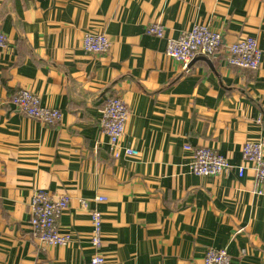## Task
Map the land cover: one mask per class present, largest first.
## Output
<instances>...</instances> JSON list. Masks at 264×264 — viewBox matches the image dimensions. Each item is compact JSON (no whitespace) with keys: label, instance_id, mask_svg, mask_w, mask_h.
Listing matches in <instances>:
<instances>
[{"label":"crops","instance_id":"0c3cea01","mask_svg":"<svg viewBox=\"0 0 264 264\" xmlns=\"http://www.w3.org/2000/svg\"><path fill=\"white\" fill-rule=\"evenodd\" d=\"M156 22L166 37L205 24L224 48L256 37L262 65L234 67L225 50L184 65L147 32ZM0 27V264H89L90 208L103 213L105 264H205L210 248L231 264H264V196L242 157L247 141H264V0H0ZM88 32L105 33L110 51H85ZM21 89L61 122L20 113L10 100ZM116 95L130 113L120 147L136 156L116 159L99 126ZM186 144L214 148L234 168L198 176ZM39 189L70 197L59 219L67 245L32 238Z\"/></svg>","mask_w":264,"mask_h":264},{"label":"built area","instance_id":"2783aa9c","mask_svg":"<svg viewBox=\"0 0 264 264\" xmlns=\"http://www.w3.org/2000/svg\"><path fill=\"white\" fill-rule=\"evenodd\" d=\"M147 32L159 38H166L165 54L184 65H188L199 55L212 56L222 50L226 51L227 62L239 69L256 71L262 65V50L257 38L253 36L241 37L224 48L222 34L205 24H196L178 37H166L164 26L158 22L149 25ZM6 46L7 36L0 27V51ZM83 48L88 53L103 55L110 51L111 42L105 33L88 32L83 40ZM10 102L20 113L43 123L53 125L61 122L60 110L43 106L40 97L27 89H21L15 93ZM129 116V109L119 95L108 98L101 111L99 126L108 136L112 155L116 159L123 154L125 156L138 154L132 148L123 150L120 147ZM185 148L193 151L189 168L198 176L218 177L234 168L228 158L214 148L193 147L189 144H186ZM242 157L243 161L250 163L254 170L255 193L264 196V141H247L242 147ZM238 170L239 176L242 177L245 173V166L241 165ZM70 201L68 195L55 196L44 190H36L30 201L32 238L43 245H67L72 237L60 232L59 219L62 213L69 208ZM96 201H106V197L99 196ZM81 203L84 207H89L87 201L82 200ZM89 212L92 223L90 243L96 251L89 264H105V257L101 253L103 213L91 208ZM204 263L231 264V257L225 249L210 248L205 254Z\"/></svg>","mask_w":264,"mask_h":264}]
</instances>
